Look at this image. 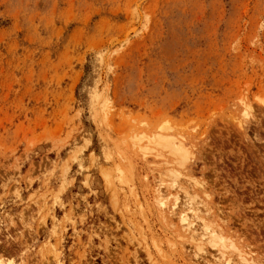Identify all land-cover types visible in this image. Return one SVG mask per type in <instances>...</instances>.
I'll list each match as a JSON object with an SVG mask.
<instances>
[{
    "label": "rangeland",
    "instance_id": "374dc122",
    "mask_svg": "<svg viewBox=\"0 0 264 264\" xmlns=\"http://www.w3.org/2000/svg\"><path fill=\"white\" fill-rule=\"evenodd\" d=\"M175 192L264 264V0H0L2 262L222 264Z\"/></svg>",
    "mask_w": 264,
    "mask_h": 264
},
{
    "label": "bare ground",
    "instance_id": "6f19581e",
    "mask_svg": "<svg viewBox=\"0 0 264 264\" xmlns=\"http://www.w3.org/2000/svg\"><path fill=\"white\" fill-rule=\"evenodd\" d=\"M241 103H242V105L244 104V102L242 100H241ZM243 115L245 117L247 115V113L243 114ZM236 121H237V119H236ZM237 124L240 127V121ZM154 139L152 142L156 146H158L157 148H160L162 150L163 149L166 150L167 151V152H165L166 155L170 154L171 156L174 157V158L172 157L171 161H173V159H176L175 161L178 162L177 163L178 165H180V166L184 165V163L187 161L189 154L187 152L186 144H185V141H183V139L175 138L173 136H168V135L167 136L161 135V134L157 135ZM156 146H155V148H156ZM173 163H174V161H173ZM174 178L175 177H173V179ZM184 178L187 179V176H184ZM188 182H189V179H188ZM184 183L186 184V181ZM174 191H175V189H174ZM168 196L172 197V201L174 203V206H177L176 208L178 209V211L175 213L177 215L178 224L180 225L182 232L187 234L189 240L193 243V247H194V250H195L197 255L205 254L204 244L208 243L214 247L215 250L214 249L213 250H214V252H216V254H215L216 257H214V255H213V258H215V260L218 263L220 262L222 264H229V263H232V261H234L235 264H246V262L248 263V261L244 258V255H243L244 253L241 250L235 248L233 246V244H228L229 248L224 244L225 238L222 235L221 231L213 228L211 226V222L208 221V219H202V217L198 216L195 213L196 211L198 212V207H196L198 204L197 205L195 204V202H197V201H195L194 200L195 198H192L188 194V192H184L181 194L175 192L174 195H168ZM156 206H157L158 211L160 213L159 216H161L162 219L164 220L165 217L163 216L162 213H163V207H165V203L162 201H159V202H157ZM205 210H207V212L210 211L208 209H205ZM201 214L204 215V211H203V213L201 211ZM204 216L206 217V215H204ZM161 217H160V219H161ZM0 264H4L1 259H0Z\"/></svg>",
    "mask_w": 264,
    "mask_h": 264
}]
</instances>
